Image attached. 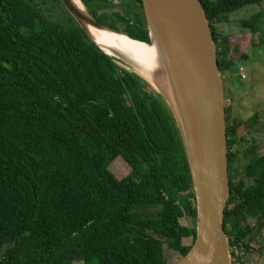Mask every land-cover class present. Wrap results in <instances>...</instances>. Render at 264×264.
<instances>
[{
    "label": "trees",
    "instance_id": "obj_1",
    "mask_svg": "<svg viewBox=\"0 0 264 264\" xmlns=\"http://www.w3.org/2000/svg\"><path fill=\"white\" fill-rule=\"evenodd\" d=\"M82 1L100 24L151 42L143 0ZM201 2L228 76L226 103L237 101L231 79L243 81V63L264 48V0ZM253 6L262 12L240 22L237 38L256 36L258 47L234 61L219 26ZM251 103L246 119L226 104L225 231L232 248L262 257L264 104ZM118 161L129 174L118 176ZM197 216L185 148L161 97L105 55L61 0H0V264H176L196 241Z\"/></svg>",
    "mask_w": 264,
    "mask_h": 264
},
{
    "label": "water",
    "instance_id": "obj_2",
    "mask_svg": "<svg viewBox=\"0 0 264 264\" xmlns=\"http://www.w3.org/2000/svg\"><path fill=\"white\" fill-rule=\"evenodd\" d=\"M96 46L119 66L145 81L165 102L179 130L197 198V236L176 264H233L225 231V213L231 198L229 179L226 94L218 49L201 0H143L150 43L130 38L97 22L72 0H61ZM107 33L98 41L88 29ZM132 43L156 42L162 62L154 85L135 69L144 70Z\"/></svg>",
    "mask_w": 264,
    "mask_h": 264
},
{
    "label": "rangeland",
    "instance_id": "obj_3",
    "mask_svg": "<svg viewBox=\"0 0 264 264\" xmlns=\"http://www.w3.org/2000/svg\"><path fill=\"white\" fill-rule=\"evenodd\" d=\"M111 1L118 3V0ZM262 7L264 8V4L262 5ZM262 7L253 6L246 8L240 12L233 13L230 15V24L219 26V30H221L225 35H229L232 38L231 46L233 51H231V56L234 61H237L236 58L238 56H241L242 54L251 56L254 52L253 46L256 45L258 47V37L252 36L251 34H246L243 37L238 38L237 36L241 35L240 22L246 19H250L254 15L262 12ZM236 47L238 48V50H235ZM257 52L258 58L256 63L245 62L243 63L245 64V67H241L246 71L247 77L245 78V80L240 81L238 79V76H235L231 79L232 83L230 84V87L234 93L233 96L237 101H232V99H229L226 104L231 107V109H233L232 111L235 116L239 114L242 119H246L249 116L253 115L255 107H253L254 104H252L251 102L257 103L258 101L259 104H264V48L258 47ZM225 77L223 76V79H225ZM239 106L240 109H238ZM260 115L264 118V108L260 109ZM240 133H245V128L241 129ZM257 141L258 143H256V145L258 146V154L259 156H261L264 154V138H262L261 135H257ZM252 145L253 143H246L245 145H243V149L250 148L252 147ZM246 162L247 161L245 159H242L243 164H245ZM114 171L120 177H123L130 173L129 168L122 161H118L115 163ZM244 173L245 170L244 167H242L239 173V179L244 176ZM255 244L256 246L263 248L262 257L259 253L246 256L243 252H241L243 253V258L246 260H250L255 264H258L255 261H258L259 264H264V231L261 237L255 241ZM170 258H172V256H170ZM76 264L81 263L78 262Z\"/></svg>",
    "mask_w": 264,
    "mask_h": 264
},
{
    "label": "bare ground",
    "instance_id": "obj_4",
    "mask_svg": "<svg viewBox=\"0 0 264 264\" xmlns=\"http://www.w3.org/2000/svg\"><path fill=\"white\" fill-rule=\"evenodd\" d=\"M72 1L81 11H83L84 13L87 14V10H86L84 4L81 2V0H72ZM88 29H89L90 33L92 35H94V37H96V39H98V41H101V40L104 41L105 37H103V36L108 35L107 33L97 31L90 26H88ZM108 36H110V35H108ZM111 37L117 39L118 41H120L122 43H127V44L130 43L138 49L137 57L141 59L140 60L141 64L143 67H145V69L139 70V68L136 67V65H134V69L142 77H144L148 82H150L152 85H154V83L150 80L152 78V74L156 73L157 75H160L162 72V62H161V57H160L159 49H158V46L156 45V42H153L151 45H140L138 43H132V42L128 41L127 39H124V38H121L118 36H112L111 35ZM146 50L151 53L150 58H152V59L147 58V55L145 54Z\"/></svg>",
    "mask_w": 264,
    "mask_h": 264
},
{
    "label": "built area",
    "instance_id": "obj_5",
    "mask_svg": "<svg viewBox=\"0 0 264 264\" xmlns=\"http://www.w3.org/2000/svg\"><path fill=\"white\" fill-rule=\"evenodd\" d=\"M239 75L241 79L244 81L245 78L247 77L246 71L244 68H240ZM232 261H233V264H255L252 261H248L244 259L243 253H241V251L237 247L232 248Z\"/></svg>",
    "mask_w": 264,
    "mask_h": 264
}]
</instances>
